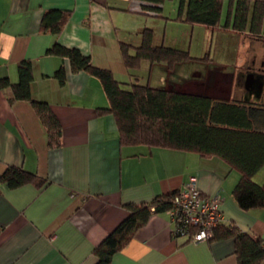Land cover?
Returning a JSON list of instances; mask_svg holds the SVG:
<instances>
[{"label":"crops","instance_id":"obj_1","mask_svg":"<svg viewBox=\"0 0 264 264\" xmlns=\"http://www.w3.org/2000/svg\"><path fill=\"white\" fill-rule=\"evenodd\" d=\"M144 3L0 0V77L15 82L18 62L30 60L32 95L50 104L62 127L61 144L50 147L32 106L10 101L11 90L0 89V173L15 165L46 180L43 187L32 182L15 188L0 185V264H94L93 248L127 215L125 203L148 202L156 195L183 189L191 177L203 193L220 194L221 224L236 225L264 240V207L242 210L232 195L238 171L216 156L122 145L113 115L96 110L108 105L100 81L85 71H71L68 59L46 53L55 41L76 47L93 64L108 67L117 79H123L118 73L128 75L120 41L137 45L140 31L150 27L151 18L167 24L177 16L164 15V3L160 14L153 15ZM52 8L70 13L58 35L40 29L43 14ZM229 14L230 1L222 0L221 25ZM124 16L131 18L128 28L121 22ZM221 25L204 26L217 39L215 56L209 49L204 52L207 59L195 60L191 76L182 84L174 82L175 87L264 106L259 100L264 87V37ZM191 26L193 31L197 25ZM165 36L158 42L154 31V42L165 44ZM212 59L219 64L208 67ZM144 61L132 70L134 77L138 78L143 64L150 73L162 66ZM60 65L66 68L64 84L53 75ZM253 178L261 182L264 176ZM171 228L168 213L151 214L109 264H238L232 238L194 243L174 237Z\"/></svg>","mask_w":264,"mask_h":264},{"label":"trees","instance_id":"obj_2","mask_svg":"<svg viewBox=\"0 0 264 264\" xmlns=\"http://www.w3.org/2000/svg\"><path fill=\"white\" fill-rule=\"evenodd\" d=\"M142 1H145L143 7L153 15L160 14L164 0ZM177 1L178 13L174 20L207 27L221 25L222 0ZM229 1L232 16L229 14L221 26L263 38L264 0ZM68 14L62 9H49L42 16L40 29L58 35ZM119 44L124 66L133 77L132 70L138 69L144 60L151 65L163 64L171 70L179 62L207 59L191 55L189 49L156 44L154 30L147 26L140 31L139 44L124 41ZM46 53L68 59L71 71H85L100 81L108 105L96 110L98 114L113 115L122 145L142 144L149 148L196 152L203 157L216 156L239 173L232 189L238 207L242 210L264 207V182L257 183L253 178L264 165V106H253L236 98H214L172 86L119 80L110 68L93 64L89 55L58 41L49 46ZM53 75L64 84L65 66L60 65ZM32 81V63L22 59L17 64V80L12 82L6 76L0 77V89L11 90L10 101L28 102L45 128L48 145L59 146L61 123L47 101L33 97ZM45 181L36 173L15 165L6 166L0 173V185L9 188L28 182L43 187ZM176 191L156 195L148 202L125 203L127 215L93 248L94 264H109L151 214L166 212ZM213 238L233 239L238 264H260L264 260V240L236 225L220 223Z\"/></svg>","mask_w":264,"mask_h":264},{"label":"rangeland","instance_id":"obj_3","mask_svg":"<svg viewBox=\"0 0 264 264\" xmlns=\"http://www.w3.org/2000/svg\"><path fill=\"white\" fill-rule=\"evenodd\" d=\"M163 3H164V8L162 10L163 14L166 16L175 17L178 13V1L164 0ZM226 5H228V2L226 3ZM130 19L131 18H129L128 16H124L123 18H121V22L122 21L124 22L125 28H128L127 26L131 25L132 22ZM149 24L150 27L154 29L155 37L158 40V42H160V39L158 38H161L162 34L163 35L165 34L166 36L164 43L167 45L175 46L178 48H185V49L190 48V54L194 56H203L204 52H206L209 49L211 50L212 56H215L213 55L215 54L214 44L217 42V39L215 37H212L210 34V30H207L206 27L204 26L197 25L194 27V30L192 31V26L190 24L184 22H178V21L176 22V20L168 21L167 24H165L163 21L156 20L154 18H151ZM143 63H147V62L144 61ZM195 63H197L195 60L179 62L176 63L173 69L171 70L166 68V66H164L163 69V64H161L162 66H157L156 68H152L151 73L149 68L144 67L146 64H143V66H141V68L138 70L139 73L138 78L129 76L127 70L126 73L128 76L122 77V74L120 73H118L119 74L118 76H121L119 78H123L121 80L128 82L134 81L139 83H149L152 86H158V87H167V86L175 87L174 82L182 84L184 79L191 76L190 74L192 72V68L194 67ZM214 64H219V61L217 59L210 60L208 67H211ZM158 67L159 68L161 67L160 68L161 72L159 73L156 71ZM202 67L204 68V65H202ZM259 100L264 103V87L261 98ZM263 176H264V165L256 172L254 177L256 179L261 180L263 179L262 178ZM263 182L264 179L261 182H257V183H263Z\"/></svg>","mask_w":264,"mask_h":264},{"label":"built area","instance_id":"obj_4","mask_svg":"<svg viewBox=\"0 0 264 264\" xmlns=\"http://www.w3.org/2000/svg\"><path fill=\"white\" fill-rule=\"evenodd\" d=\"M221 196L203 193L191 177L183 189L175 192L171 206L166 210L172 224V235L198 243L214 237L215 228L221 223Z\"/></svg>","mask_w":264,"mask_h":264}]
</instances>
